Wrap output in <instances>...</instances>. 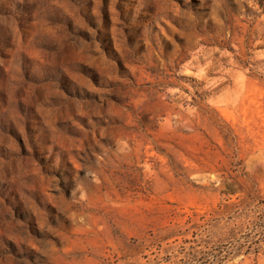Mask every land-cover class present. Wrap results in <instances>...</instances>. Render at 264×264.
<instances>
[{
  "label": "rangeland",
  "instance_id": "obj_1",
  "mask_svg": "<svg viewBox=\"0 0 264 264\" xmlns=\"http://www.w3.org/2000/svg\"><path fill=\"white\" fill-rule=\"evenodd\" d=\"M227 246L264 264V0H0V264Z\"/></svg>",
  "mask_w": 264,
  "mask_h": 264
},
{
  "label": "trees",
  "instance_id": "obj_2",
  "mask_svg": "<svg viewBox=\"0 0 264 264\" xmlns=\"http://www.w3.org/2000/svg\"><path fill=\"white\" fill-rule=\"evenodd\" d=\"M221 254L222 253L219 252L218 254L212 256V260H211V262H209V264H222L227 259L234 257L236 255V248L235 247H230L228 249V246H227V254H226V256H224V259H221L222 258ZM196 257L197 256H192V253H189V255L187 256V260H185V262L183 264H194L193 261H199V260L196 259ZM149 264H179V263L176 262V261H173L172 259H167L164 262L155 260L154 263L151 262Z\"/></svg>",
  "mask_w": 264,
  "mask_h": 264
}]
</instances>
